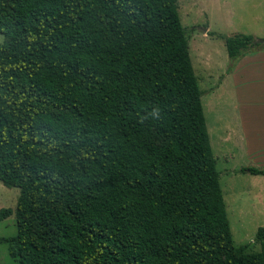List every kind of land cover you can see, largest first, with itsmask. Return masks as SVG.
<instances>
[{
  "label": "trees",
  "instance_id": "obj_1",
  "mask_svg": "<svg viewBox=\"0 0 264 264\" xmlns=\"http://www.w3.org/2000/svg\"><path fill=\"white\" fill-rule=\"evenodd\" d=\"M0 33L15 264H264V227L233 242L178 0H0Z\"/></svg>",
  "mask_w": 264,
  "mask_h": 264
},
{
  "label": "rangeland",
  "instance_id": "obj_2",
  "mask_svg": "<svg viewBox=\"0 0 264 264\" xmlns=\"http://www.w3.org/2000/svg\"><path fill=\"white\" fill-rule=\"evenodd\" d=\"M178 5L182 25L187 31L191 61L203 93V110L221 176L233 242L236 247L248 244V253L259 252L260 244L255 238L258 228L264 227V175L240 172V169L264 168V161L243 150L241 135L235 130L241 117L238 105L243 100L237 94V83L240 90L250 91L256 82L250 81L246 87L235 74L228 72L235 63L228 56L225 37L264 33V0H178ZM4 41L0 33V46ZM254 64L255 67L247 71L249 76L255 69L262 68V64ZM226 74L230 75L226 78ZM243 78L245 81L246 77ZM19 196V188L7 187L0 182V210H15ZM16 233L14 213L0 222V238ZM0 264H15L9 255L8 244L0 243Z\"/></svg>",
  "mask_w": 264,
  "mask_h": 264
},
{
  "label": "crops",
  "instance_id": "obj_3",
  "mask_svg": "<svg viewBox=\"0 0 264 264\" xmlns=\"http://www.w3.org/2000/svg\"><path fill=\"white\" fill-rule=\"evenodd\" d=\"M252 36L260 37L259 39H264L262 38L264 37V33L253 34ZM255 62L262 64V68H259V71H257L258 69H255L249 76L247 71L249 68L255 67ZM234 63L235 66L231 67L230 72L233 75L235 74V77L236 79L238 78V81L243 82L246 87L249 86L250 81L253 83L256 82V84L252 83L253 85L250 91L247 89L240 90L237 83V94L243 97V100L238 105L241 117L239 118L237 129L235 130H237L236 132L240 133L241 135L243 150L252 156L257 155L259 160L264 161V48L261 50L255 49L254 51H251ZM229 75L230 74H226L225 77L227 78ZM242 76L246 77L245 81ZM258 76L262 77L263 79L257 78ZM239 92H242L244 95H241ZM247 97L250 99H244Z\"/></svg>",
  "mask_w": 264,
  "mask_h": 264
},
{
  "label": "water",
  "instance_id": "obj_4",
  "mask_svg": "<svg viewBox=\"0 0 264 264\" xmlns=\"http://www.w3.org/2000/svg\"><path fill=\"white\" fill-rule=\"evenodd\" d=\"M257 42L264 44V39H258Z\"/></svg>",
  "mask_w": 264,
  "mask_h": 264
}]
</instances>
